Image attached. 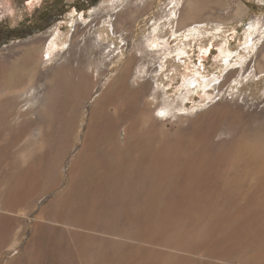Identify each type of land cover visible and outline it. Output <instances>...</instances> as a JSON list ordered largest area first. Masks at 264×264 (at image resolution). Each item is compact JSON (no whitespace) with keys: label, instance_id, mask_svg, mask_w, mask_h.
I'll return each mask as SVG.
<instances>
[{"label":"rangeland","instance_id":"374dc122","mask_svg":"<svg viewBox=\"0 0 264 264\" xmlns=\"http://www.w3.org/2000/svg\"><path fill=\"white\" fill-rule=\"evenodd\" d=\"M173 2L216 21L134 83ZM129 4L0 0V264H264V0Z\"/></svg>","mask_w":264,"mask_h":264},{"label":"bare ground","instance_id":"6f19581e","mask_svg":"<svg viewBox=\"0 0 264 264\" xmlns=\"http://www.w3.org/2000/svg\"><path fill=\"white\" fill-rule=\"evenodd\" d=\"M130 2L129 5L135 6L136 12L138 10H141V13L146 11L148 8L151 7V4L154 3V0H128ZM127 0H117V3H126ZM175 3L174 8H169V10H166L156 18V21L153 22L152 25V31L150 32L149 36L146 38V46L141 50V57L137 58L139 69L138 72H136V76L134 79V83L138 81V74L147 73L156 71L154 67H157L156 59L153 61L155 65L151 64L152 62L149 61V58L151 57L150 53H154L155 55H161V57H165V59L172 58L175 54L179 55L180 57L186 53V49L188 47V44L186 41H189L191 38H201L203 36L202 27L207 24V21L209 22H215L216 20L213 18V16H207L206 18L202 20H197L196 17L192 18V22L186 23L185 22V6L182 8L181 12L178 13L177 6H179V2H173ZM172 3V4H173ZM75 15L73 14L72 17ZM81 18L83 19V15H81ZM177 24L173 22V19H177ZM263 27L260 26L258 23H253L250 27V33L251 35L255 33H260ZM166 34L164 33V31ZM168 33V34H167ZM200 35V36H199ZM247 42L245 50H254L255 48V42L250 38V34H248ZM263 36V35H262ZM171 40L177 42L175 50L171 46ZM215 39H213L212 42H214ZM212 44V43H211ZM212 47V46H211ZM59 48V45H53L50 47L48 54L49 57H52V55L55 53V51ZM220 57L223 59H229L231 57H234V53L232 50L227 48V44L220 49ZM207 52V48L204 50ZM45 53V52H44ZM163 57V58H164ZM229 61V60H228ZM231 62V61H230ZM161 68H164V65H160ZM159 66V67H160ZM200 74V72H198ZM233 73H231L232 75ZM233 76V75H232ZM230 76L227 78V81L230 80ZM232 81V79H231ZM226 82V81H225ZM183 84V83H182ZM223 84H220L218 88H222ZM213 87V82L207 79H204L203 81H200V83L197 85V83L192 78H187L184 81V84L182 85V89L186 90L185 98L189 97L192 93L198 91V90H204L208 94V89ZM215 88V87H214ZM216 90V88H215ZM152 94L153 101H148L151 105L156 104V109L153 110V114L151 115V118H154L156 120H160L161 118L155 114V112L158 110L159 113H170L174 112L175 108L171 106V104L164 103L161 104L159 102V94L157 90H155ZM209 95V94H208ZM151 96V95H150ZM149 96V98H150ZM210 96V95H209ZM181 105V104H180ZM182 106V105H181ZM181 108V107H179ZM183 108V107H182Z\"/></svg>","mask_w":264,"mask_h":264}]
</instances>
